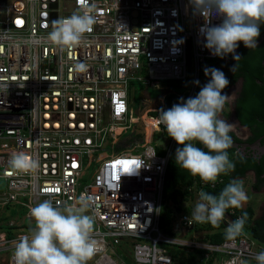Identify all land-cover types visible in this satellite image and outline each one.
<instances>
[{
  "label": "built area",
  "instance_id": "1",
  "mask_svg": "<svg viewBox=\"0 0 264 264\" xmlns=\"http://www.w3.org/2000/svg\"><path fill=\"white\" fill-rule=\"evenodd\" d=\"M82 2L0 0V209L15 205L29 211L46 199L64 207L82 195L91 197L86 214L95 220L97 252L89 264L257 263L264 246L245 231L234 241L205 238L225 235L241 217L233 209L226 210L221 228L189 224L199 192L215 189L221 176L215 184L191 176L180 188L186 193L167 201L170 234L159 227L175 140L162 124L158 130V117L146 139L143 117L157 112L164 94L151 101L150 112L139 110L134 117L130 108L131 83L164 91L160 82L186 80L187 55L193 81L180 99L193 96L199 67L216 57L204 47L203 17L193 14L189 0H89L96 23L84 43L61 49L47 41L52 22L71 16ZM76 64L87 70L77 71ZM132 125L140 137L126 135ZM20 152L39 161L37 173L11 169L12 154ZM7 228L9 236L0 232V264H14L17 242L34 229L15 220Z\"/></svg>",
  "mask_w": 264,
  "mask_h": 264
},
{
  "label": "clouds",
  "instance_id": "2",
  "mask_svg": "<svg viewBox=\"0 0 264 264\" xmlns=\"http://www.w3.org/2000/svg\"><path fill=\"white\" fill-rule=\"evenodd\" d=\"M189 3L193 14L204 19L200 34L205 40L204 47L212 55L224 58L234 54L233 59L237 61L239 42L249 49L258 47L260 25L264 24V0H189ZM94 9V3L83 0L71 16L52 22L47 41L61 49L80 46L96 23ZM213 19L221 22L212 24ZM75 69L86 71L87 66L76 64ZM204 74L210 79L198 94L186 100L181 98L167 110L161 109L157 126L159 130L162 124L167 135L182 146L176 149L175 163L205 184H215L221 174L235 170L227 151L233 146L229 133L234 130V124L220 118L232 96L223 93L230 82L222 71L206 67ZM195 83L198 85L199 81ZM9 165L14 172L24 174H35L40 168L38 160L23 152L13 153ZM198 195L189 224L208 223L213 228L220 227L226 210L242 208L248 200L244 183L238 178L232 179L218 195L204 190ZM92 206L91 197L82 195L75 204L64 207L54 204L52 199L30 207L35 228L17 242L14 264H89L97 252V241L93 239L95 220L86 214ZM246 220L244 214L231 222L225 238L234 241L239 237ZM255 260L257 264H264V251L256 254Z\"/></svg>",
  "mask_w": 264,
  "mask_h": 264
},
{
  "label": "trees",
  "instance_id": "3",
  "mask_svg": "<svg viewBox=\"0 0 264 264\" xmlns=\"http://www.w3.org/2000/svg\"><path fill=\"white\" fill-rule=\"evenodd\" d=\"M236 54L240 56V59L237 61L233 59L234 54H228L224 58L216 56L212 60H207V68L219 69L229 80L230 83L228 87L223 90V93H227L228 89L232 87L238 81V79L242 81L241 90L234 102V116L240 125L249 128L253 136L249 140H252L264 132V122L261 124L258 122V119L263 117L264 114V84L262 78V74H264V24L260 25L258 47L255 49H249L244 46L243 42H239V47L236 49ZM235 65H237L236 70L232 71ZM209 79V76H205L201 85L196 84L192 97H195L198 94L200 89L209 81ZM185 81L186 80L160 82V84L165 82L181 83L183 89L180 90L179 88L166 87L162 85L166 91L162 98V105L159 106L156 113H151L150 116L157 117L159 116V111L161 109L167 110L174 104L179 103L181 100L180 97H184L186 91L189 89V86L185 84ZM145 122L147 123V128L145 131L146 139H149L151 131L155 128V119L146 118ZM164 132L167 134L166 130H164ZM229 135L231 134L229 133ZM197 146L203 147L199 144H197ZM177 147L182 146L175 142L164 175L163 197H166V201H175L176 197L184 195L186 192L184 193L180 191V188L188 185L191 182L190 173L180 168L175 163V152ZM227 151L229 158L235 164V170L228 173L227 175L221 174L220 176L223 179L222 183L213 190L204 189V191L218 195L232 179L238 178L242 180L248 172H252L254 179L252 188L254 190H258L259 185L264 182V158L257 161L253 158H250L249 156L233 154L232 150ZM230 209H233L235 214L238 213L240 216H243L244 214L247 215V220L244 226L245 233L252 240L264 246V215L260 219H253L254 213L250 206H245L244 208L238 209ZM177 211H179V209H177ZM184 211L187 212L188 210ZM171 221V213L166 208V210L160 215L159 227H161V229L167 234H170L171 231ZM211 227L212 226L208 223L204 224L203 226L205 229H210ZM219 228H221V226ZM224 236V234H216L206 236L205 238L207 240L209 239L211 242H218L222 240ZM191 262L192 260H189V263Z\"/></svg>",
  "mask_w": 264,
  "mask_h": 264
},
{
  "label": "rangeland",
  "instance_id": "4",
  "mask_svg": "<svg viewBox=\"0 0 264 264\" xmlns=\"http://www.w3.org/2000/svg\"><path fill=\"white\" fill-rule=\"evenodd\" d=\"M208 65V62H204L198 70V81H199V85H201L203 83V80L205 78V74H204V69ZM186 73H187V79L185 81V84H187L190 90V87L192 85V81H193V65L192 62H190V57L189 55H187V67H186ZM166 86V87H174V88H179L180 90L183 89V87L181 86V83H175V82H165L162 83L161 86ZM232 88L229 89V93H227L229 96H232ZM166 91L164 90L163 92L156 89V88H151V87H144L141 86V84L139 83H131L129 85V90H128V98H129V102H130V108L132 110V115L134 117L138 116V111L139 110H143L146 109L144 112H150L149 110H151L153 103L152 102H156L158 98L161 97L162 94H164ZM145 101H149V102H145ZM152 101V102H151ZM232 103V97L228 100V102L225 104L224 107V111L221 114V119H224L226 121H228L229 123H233V119H232V115H231V109H230V105ZM143 104V107H142ZM143 112V113H144ZM143 115V114H142ZM158 117V116H157ZM137 127V125H132V130H128L126 132L127 136H130L132 138H138L140 137V135H136V133L134 132V129ZM236 134L242 138L245 137L246 135L244 133H242L241 131H239L238 129L235 131ZM167 136V134H166ZM154 138L156 139V136H154ZM119 148L114 150V153L116 151H118ZM104 152L106 154H110L111 153V149L109 147H105ZM113 153V151H112ZM91 169V168H90ZM90 169H88L80 180V185L83 186L85 185L86 181H87V176L90 172ZM243 183H244V188L245 191L247 192L248 195V200L246 203H244L243 207L245 206H250L253 209V219H259L264 215V194L262 196V193H264V184L262 185V187H260L259 190H254L252 188V178L250 177V174H246V176L242 179ZM1 182H0V189H1ZM166 188V185H165ZM166 208L169 210L168 206H167V201H166V197H163V202L161 205V214L166 210ZM170 212V210H169ZM29 214V211L26 208H21L19 206H15V205H9L6 207H3L0 209V232H7L9 233V229L7 228V223L11 220H15V222L20 223L21 225L25 226V227H30V228H35V223L33 219H29L27 217V215ZM117 251V250H116ZM118 252V251H117ZM0 259H2V256H0ZM180 261V260H178ZM181 262V261H180ZM244 264H257L255 262H249L246 261Z\"/></svg>",
  "mask_w": 264,
  "mask_h": 264
},
{
  "label": "flooded vegetation",
  "instance_id": "5",
  "mask_svg": "<svg viewBox=\"0 0 264 264\" xmlns=\"http://www.w3.org/2000/svg\"><path fill=\"white\" fill-rule=\"evenodd\" d=\"M262 78H263V84H264V74H262ZM241 87H242V81L240 79H238V81L232 87H230L233 89L232 90L233 99L230 105V109H231V115H232L233 124H234V130L230 132L231 134L230 136L233 139V146L229 148L228 150H232L233 154H240L241 156H249L250 158H253L259 161L260 159L264 158V132H262L257 137L253 138L252 140H249L251 139V137H253L249 128L243 125H240L234 116V102L239 95ZM229 89L227 93L230 92ZM258 122L259 124L264 122V114H263V117L258 119ZM237 129L241 131L242 133H244L246 136L240 138L235 132ZM257 141L258 143H256ZM236 144H239L240 146L234 147ZM246 145H248L249 147H245ZM247 174H250V177L252 178L251 184L253 185L254 179L252 176V172H248ZM263 184L264 182L261 185H259V189L260 187H262ZM263 194L264 193H262V196Z\"/></svg>",
  "mask_w": 264,
  "mask_h": 264
},
{
  "label": "bare ground",
  "instance_id": "6",
  "mask_svg": "<svg viewBox=\"0 0 264 264\" xmlns=\"http://www.w3.org/2000/svg\"><path fill=\"white\" fill-rule=\"evenodd\" d=\"M143 120H144V125H145V130H144V132H145L146 128H147V123L145 122L146 121V117H143ZM155 124H156V120H155ZM145 137H146V133H145Z\"/></svg>",
  "mask_w": 264,
  "mask_h": 264
},
{
  "label": "water",
  "instance_id": "7",
  "mask_svg": "<svg viewBox=\"0 0 264 264\" xmlns=\"http://www.w3.org/2000/svg\"><path fill=\"white\" fill-rule=\"evenodd\" d=\"M132 16H134V14H132ZM132 23H134V21H132ZM256 143H258V141ZM236 146H240V145L239 144H236L234 147H236ZM245 147H249V146L246 145Z\"/></svg>",
  "mask_w": 264,
  "mask_h": 264
},
{
  "label": "crops",
  "instance_id": "8",
  "mask_svg": "<svg viewBox=\"0 0 264 264\" xmlns=\"http://www.w3.org/2000/svg\"><path fill=\"white\" fill-rule=\"evenodd\" d=\"M231 95H232V93H231ZM232 97H233V96H232ZM232 99H233V98H232ZM162 141H163V140H162ZM262 217H263V216H262ZM262 217H261V218H262ZM259 219H260V218H259Z\"/></svg>",
  "mask_w": 264,
  "mask_h": 264
}]
</instances>
